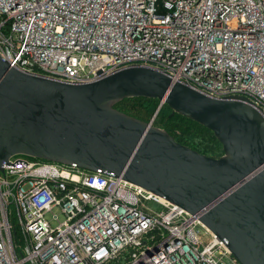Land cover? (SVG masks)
<instances>
[{
	"label": "built area",
	"instance_id": "obj_1",
	"mask_svg": "<svg viewBox=\"0 0 264 264\" xmlns=\"http://www.w3.org/2000/svg\"><path fill=\"white\" fill-rule=\"evenodd\" d=\"M0 57L73 82L147 65L264 116V0H0ZM0 264L240 263L198 213L163 196L14 154L0 170Z\"/></svg>",
	"mask_w": 264,
	"mask_h": 264
},
{
	"label": "water",
	"instance_id": "obj_2",
	"mask_svg": "<svg viewBox=\"0 0 264 264\" xmlns=\"http://www.w3.org/2000/svg\"><path fill=\"white\" fill-rule=\"evenodd\" d=\"M133 96L209 129L221 153L114 106ZM14 154L111 172L198 213L240 264H264V116L241 96H211L147 65L73 82L0 57V170Z\"/></svg>",
	"mask_w": 264,
	"mask_h": 264
},
{
	"label": "rangeland",
	"instance_id": "obj_3",
	"mask_svg": "<svg viewBox=\"0 0 264 264\" xmlns=\"http://www.w3.org/2000/svg\"><path fill=\"white\" fill-rule=\"evenodd\" d=\"M140 104L145 106L140 109L139 114L143 117L147 118V121L151 119V124L157 127H161L164 121L168 118L171 112L166 107L165 104L160 103L158 100L151 99V100H140ZM158 112V113H157ZM173 117V116H172ZM175 120L171 121L168 126H173L172 131L174 132L175 136L179 139L191 143L195 145L197 148L205 152L206 154L217 156L221 153V147L219 142L215 139L211 131H207V129H202L197 127L195 124L187 122V120L177 119L176 124ZM161 125V126H160ZM167 126V125H166ZM165 129L164 126L161 127ZM146 204L154 207L155 209H159L160 206L157 205L155 202L147 200ZM197 232L201 234L202 239L206 238L205 231L199 225L195 226Z\"/></svg>",
	"mask_w": 264,
	"mask_h": 264
},
{
	"label": "trees",
	"instance_id": "obj_4",
	"mask_svg": "<svg viewBox=\"0 0 264 264\" xmlns=\"http://www.w3.org/2000/svg\"><path fill=\"white\" fill-rule=\"evenodd\" d=\"M141 99H143V100H151V99L157 100L156 98H148V97H142V96L125 97V98H122V99L118 100L117 102H115L114 103V106L117 109L122 110L123 112H126V113H128L130 115H133V116L137 117V118H140V119H143V120H147L146 117H143V116H141L139 114L140 109L142 107H145V106H142L140 104V100ZM166 107H168V106L166 105ZM143 109H146V107L143 108ZM170 115H172L173 117L172 116H169V119L167 118L164 121V123L162 124V126H164L165 130L168 131L177 141H179L181 143H184V144H187V145H190V146H192L194 148H197L195 145H192L191 143H188V142L183 141V140L179 139L178 137H176L175 134H174V132L172 131L173 126H168V124H170L171 121L175 120V123L173 122V125H174V124H176L177 119H183V120H187V122H190L192 124H195L199 128H202V129H207V128H205L204 126H202V125H200V124H198V123H196V122H194V121H192V120H190V119H188V118H186V117H184L182 115H179L177 113H171ZM207 131H210V130L207 129ZM197 149H199V148H197Z\"/></svg>",
	"mask_w": 264,
	"mask_h": 264
}]
</instances>
